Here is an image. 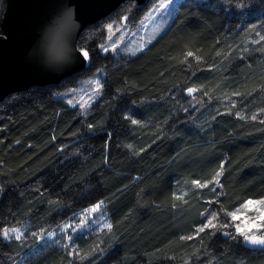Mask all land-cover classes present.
I'll return each instance as SVG.
<instances>
[{
	"label": "trees",
	"instance_id": "1",
	"mask_svg": "<svg viewBox=\"0 0 264 264\" xmlns=\"http://www.w3.org/2000/svg\"><path fill=\"white\" fill-rule=\"evenodd\" d=\"M156 1L88 26L87 69L0 102V233L28 226L0 234V264H264L229 216L264 198V0H180L138 54L104 51L108 25L135 29ZM99 70L86 113L57 97ZM99 203L110 228L43 246ZM213 211L227 227L199 231Z\"/></svg>",
	"mask_w": 264,
	"mask_h": 264
},
{
	"label": "water",
	"instance_id": "2",
	"mask_svg": "<svg viewBox=\"0 0 264 264\" xmlns=\"http://www.w3.org/2000/svg\"><path fill=\"white\" fill-rule=\"evenodd\" d=\"M129 0H6L0 34V102L9 94L35 86L59 84L90 65V53L78 47L82 32ZM142 6L147 0H132ZM62 43L72 51L63 62L49 65ZM88 52V59L81 55ZM260 238V236H256ZM264 250V244L245 240Z\"/></svg>",
	"mask_w": 264,
	"mask_h": 264
},
{
	"label": "rangeland",
	"instance_id": "3",
	"mask_svg": "<svg viewBox=\"0 0 264 264\" xmlns=\"http://www.w3.org/2000/svg\"><path fill=\"white\" fill-rule=\"evenodd\" d=\"M179 1L180 0H171V2L170 0H157L152 4L151 8L139 23V26L135 29H132L128 23H123L116 28L112 26L110 36L104 48L113 50V45H115V50L113 51L129 55L138 54L166 30L175 15ZM103 78L104 72L99 70L92 76L83 80L78 87L72 88L64 93H57V97L65 99L69 105L79 107L86 113L101 94V88L98 93L95 92V81L98 80L102 85ZM81 104H83L84 107H81ZM232 213H236L237 215V219L233 220L230 215L231 213L229 214L235 231V226L240 225L241 228L245 229L248 235L264 236V219H257V217L264 214V205L254 204L245 207L244 204ZM212 214H215L217 217L216 220L213 221L216 226L224 225V223L220 221L219 215L214 211L209 213L207 220L211 218ZM107 225H110V219L103 209V204L99 203L76 214L72 219L64 222L56 230L48 233L41 241L43 246H55L57 248L70 246L72 249H75L77 237L83 234H95L108 228ZM17 228L23 233L21 238L28 233L27 225ZM236 233L238 232L236 231ZM69 236L72 237L71 242L68 240Z\"/></svg>",
	"mask_w": 264,
	"mask_h": 264
},
{
	"label": "snow or ice",
	"instance_id": "4",
	"mask_svg": "<svg viewBox=\"0 0 264 264\" xmlns=\"http://www.w3.org/2000/svg\"><path fill=\"white\" fill-rule=\"evenodd\" d=\"M170 2H171V0H170ZM107 27L110 31L112 28V25L110 24ZM108 50H109L108 48H104V51H108ZM113 50H115V45H113ZM81 55L84 57L85 60L88 59V52L86 50H81ZM188 55H192V53H188ZM95 85H96L95 92L98 93L100 88L102 87V85L100 84V82L98 80L95 81ZM188 91L191 93L194 90L189 89ZM70 103H71V101H70ZM81 107H84V105L81 104ZM253 119H255V117H253ZM133 122H135V121H133ZM254 204L264 205V200H262V201H251V200H249L246 202L245 207H248V206H251ZM230 215L232 216L233 220L237 219L236 213H231ZM216 218H217L216 215L212 214L211 218L207 220V222L199 229V231H204L205 228H215L216 224L213 223V221L216 220ZM257 219H264V214H262L260 217H257ZM107 227L110 228L111 225H107ZM221 227H227V225H221ZM235 227H236V231L238 233H240L241 235H243L245 240L250 241L251 243H254V244H264V236L257 238L255 235H248L247 232L245 231V229L241 228L240 225H236ZM0 234H2L4 239L15 238L16 240L21 239V237L23 235V233L18 228L3 229L2 233H0ZM226 235H227V233H226ZM71 239H72V237L69 236L68 237L69 242H71Z\"/></svg>",
	"mask_w": 264,
	"mask_h": 264
},
{
	"label": "clouds",
	"instance_id": "5",
	"mask_svg": "<svg viewBox=\"0 0 264 264\" xmlns=\"http://www.w3.org/2000/svg\"><path fill=\"white\" fill-rule=\"evenodd\" d=\"M72 51V48L69 49L67 48V46H65L63 43L61 45V47L59 48V50H57L55 52V54H53L51 51L48 54V58H47V62L49 65L55 64V63H59V62H63L64 60H66L67 58H69V52Z\"/></svg>",
	"mask_w": 264,
	"mask_h": 264
},
{
	"label": "crops",
	"instance_id": "6",
	"mask_svg": "<svg viewBox=\"0 0 264 264\" xmlns=\"http://www.w3.org/2000/svg\"><path fill=\"white\" fill-rule=\"evenodd\" d=\"M262 199H264V198H262ZM262 199H256V200H262ZM256 200L251 199V201H256ZM248 201H249V200H248ZM246 202H247V201H246ZM246 202H245L244 204H246ZM244 204H243V205H244ZM243 205H241V206H243ZM241 206H240V207H241Z\"/></svg>",
	"mask_w": 264,
	"mask_h": 264
}]
</instances>
